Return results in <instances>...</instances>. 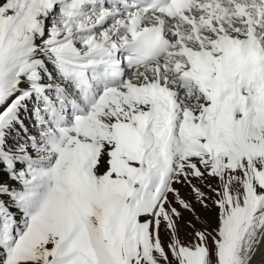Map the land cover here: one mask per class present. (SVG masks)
Segmentation results:
<instances>
[{"label": "snow or ice", "instance_id": "obj_1", "mask_svg": "<svg viewBox=\"0 0 264 264\" xmlns=\"http://www.w3.org/2000/svg\"><path fill=\"white\" fill-rule=\"evenodd\" d=\"M0 264H264V0H0Z\"/></svg>", "mask_w": 264, "mask_h": 264}, {"label": "rangeland", "instance_id": "obj_2", "mask_svg": "<svg viewBox=\"0 0 264 264\" xmlns=\"http://www.w3.org/2000/svg\"><path fill=\"white\" fill-rule=\"evenodd\" d=\"M6 181L9 184H13V181L7 180V177H5ZM185 194H187L185 192ZM201 216H203L204 218L208 219L211 223V227H215V213H203L201 212ZM191 217L189 216L188 213H185V220H190ZM198 228H203L204 225L200 222H195ZM161 236L162 239L165 241V243H167L168 241V236L162 231L161 232ZM180 238L182 241H184L185 243H192V229L191 228H182L181 233H180Z\"/></svg>", "mask_w": 264, "mask_h": 264}]
</instances>
